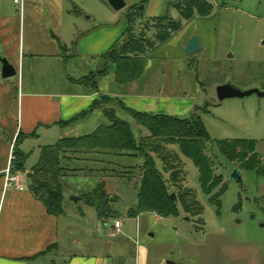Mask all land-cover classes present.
I'll list each match as a JSON object with an SVG mask.
<instances>
[{"label": "rangeland", "instance_id": "1", "mask_svg": "<svg viewBox=\"0 0 264 264\" xmlns=\"http://www.w3.org/2000/svg\"><path fill=\"white\" fill-rule=\"evenodd\" d=\"M2 1L10 14L19 15L23 2ZM73 1L77 3L81 19L91 18L94 21L100 17L114 28L120 26L126 12V9L115 12L106 3L108 13L102 12L99 16L101 6H104L100 1ZM126 1L127 9L137 2ZM155 1L160 2L159 15L168 12L175 19L179 17L177 10L168 4L175 0ZM207 1L214 7L210 17H196L184 23L182 30L170 41L145 56L146 71L138 85L137 95L157 100L168 99V104H171L167 105L169 111L180 118H190L192 115L201 117L209 138L205 153L213 160L215 174L222 177V185L227 186L220 200V208L212 204L210 198L217 200L221 187L206 195L200 185L198 168L181 155L180 162L174 160L172 155L169 158L170 163L182 171L179 178L181 189L169 182V193L178 198L179 210L177 217L169 218L155 213L129 217L130 210L137 205L136 185L141 181L143 161L139 155L125 158L88 154L81 150L67 152V161H64V165L73 171L63 180L65 193L81 198L83 194L92 193L100 181H105L108 192L118 200L114 206L118 217L109 220L107 229L100 221L93 220L95 210L92 207L83 200L77 203L78 211L87 212L84 218H78L79 222L83 221L80 223L83 230L78 240L94 242L100 235L109 242L126 243L120 254L109 251L125 259L128 264H264V98L253 95L221 102L217 96V88L227 83L243 91H264V0ZM193 37L198 38L202 49L196 54L187 55L184 46ZM29 41L27 38V43ZM52 51L48 45H37L34 53L39 56L25 59V75L21 63L16 77L5 80L1 75V80L6 82L19 78L22 87L23 82L27 85L34 78L36 85L33 90L43 91L44 87L38 85L37 77L30 75L34 65L55 63L50 56ZM2 56L5 57L0 49ZM71 61L70 67L85 73V68H92V65H84L90 61L88 57L83 61L79 57ZM144 81L148 83L143 85ZM107 84L110 91H115V83L109 84L107 81ZM111 107L114 106H107ZM162 113L169 114L166 108ZM120 117L130 122L138 140L149 136L146 129L126 115L120 113ZM104 123H107L106 119ZM88 131V128L84 131L71 129L64 132L62 137H76ZM0 135L5 144H10L9 130H0ZM229 141L255 142L259 167L243 169L239 162L225 158L219 144ZM33 143L29 142L26 149L33 151L36 147ZM172 149L178 152V148L168 147V150ZM247 160L252 162L254 154L250 152ZM157 166L162 170L161 162L158 161ZM236 170L242 184L232 178ZM170 174H164L167 180L171 179ZM185 192L196 195L204 210L193 205L194 198L190 195L183 197ZM187 203L192 204L193 208L189 210ZM116 220L123 223L120 234L113 229Z\"/></svg>", "mask_w": 264, "mask_h": 264}, {"label": "crops", "instance_id": "2", "mask_svg": "<svg viewBox=\"0 0 264 264\" xmlns=\"http://www.w3.org/2000/svg\"><path fill=\"white\" fill-rule=\"evenodd\" d=\"M98 1L104 5L99 16L102 12L108 13L106 2ZM22 2L19 15L13 16L0 0V49L5 56L0 59H7L18 72L22 63L25 75V59L28 56L38 57L34 53L35 47L43 44L52 48L50 56L55 63L34 65L31 71L30 77H37L38 85L44 87L43 91L33 90L36 85L34 78L27 83L28 86L23 82L22 87L19 78L3 82L0 63V130H9L11 141L5 144L0 135V264H126L125 259L109 251L120 254L126 243L109 242L100 235L94 242L78 240L83 230L80 226L83 221L79 222L78 218L86 216L87 212L78 211L76 204L69 200L72 194L65 193L64 214L52 216L30 192L27 176L38 162L41 150L65 138L62 137L64 132L88 128L90 131L82 134L86 135L106 124L103 113L96 111L75 125L60 126L89 111L101 96L119 99L126 107L138 112L156 114L166 108L169 115H176L169 111L167 105L171 104H168V99L137 95L145 68L140 79L121 84L117 82L115 64L114 67L110 64L108 75L98 77V92L77 83L91 73L100 74L105 70L104 56L128 29L127 8L122 23L114 28L100 17L94 21L91 18L81 19L77 3L73 0ZM158 8H161L160 2L150 0L145 9L146 18L160 16ZM27 38L30 39L28 43ZM77 57L82 61L88 57L90 61L84 65H92V68H85V73L70 67L71 60ZM107 81L115 83V91L109 90ZM147 83L142 82L143 85ZM20 132L28 137L21 142L20 150L29 158L24 173L10 174L18 176V183L8 187L6 177L10 157ZM50 140L54 143H47ZM29 142L36 144L33 151L26 149ZM95 219L99 221L96 211ZM108 226L104 225V228Z\"/></svg>", "mask_w": 264, "mask_h": 264}, {"label": "trees", "instance_id": "3", "mask_svg": "<svg viewBox=\"0 0 264 264\" xmlns=\"http://www.w3.org/2000/svg\"><path fill=\"white\" fill-rule=\"evenodd\" d=\"M149 1L140 0L127 9L128 29L104 56L105 70L100 74L91 73L81 78L77 81L79 85L98 92V77L108 75L110 64L116 66L118 83L137 81L144 74L145 56L149 52L170 41L182 30L184 23L191 22L196 17L208 18L214 10L213 5L207 0H175L169 3V7L177 10L179 14L177 19L171 17L168 12L149 19L145 16ZM108 105L114 107L107 108ZM96 111H102L107 120L106 124L100 125L90 134L65 137L55 145L44 147L38 162L27 176L30 192L44 205L48 214L52 216L64 214L66 195L63 180L69 177V173H73L72 169L64 165V161H67V152L81 150L88 154H109V156L125 158L139 155L142 158L141 181L136 185L137 205L130 210L129 217L138 218L144 213H155L162 218L179 215L178 198L176 200L171 198L169 182L181 189L179 178L182 171L170 163L171 155L176 161L180 162L183 156L194 163L199 170L202 191L206 195H211L221 187L217 200H214V197L210 198V202L220 208V200L227 186L222 185V177L215 174L213 160L205 153L209 138L200 116L180 118L164 113L138 112L126 107L119 99L101 96L94 101L89 111L71 122L61 123L60 126L75 125ZM120 113L146 129L149 136L138 140L130 122L122 119ZM27 138L21 132L16 138L13 146L15 159L11 165L12 174L26 171L29 156L20 150V145ZM249 145H251L250 150H248ZM256 145L255 142L245 141L219 144L225 158L231 162H239L243 169L252 170L260 165L255 153ZM168 147H176L178 152L174 149L168 150ZM250 152L254 154L252 162L247 160ZM158 161L162 163V170L157 166ZM165 173H171V179L167 180ZM187 194L194 198L193 205L199 207L201 211L204 210L196 195L185 192L183 197ZM81 198L96 211L98 220L103 225H108L110 219L118 217V211L114 208L118 200L108 192L105 181H100L92 193L83 194ZM191 206L192 204L187 206L189 210L193 208Z\"/></svg>", "mask_w": 264, "mask_h": 264}, {"label": "water", "instance_id": "4", "mask_svg": "<svg viewBox=\"0 0 264 264\" xmlns=\"http://www.w3.org/2000/svg\"><path fill=\"white\" fill-rule=\"evenodd\" d=\"M115 12L124 10L127 8L128 3L126 0H104ZM202 47L199 43V40L197 37H193L190 39V41L188 42L186 48H185V53L187 55H193L198 53L199 51H201ZM0 63L2 66L1 69V75L2 78L7 80V79H11L14 78L18 75V71L16 70V68L10 64L8 62L7 59L5 58H1L0 59ZM253 95H257L259 98H264V91L258 90V89H250L247 91H243L239 88H237L236 86L227 83V84H223L220 85L217 88V96L219 101H225L228 99H235V98H239V99H244L246 97H251ZM233 180H235L237 183L242 184V179L240 177V174L238 172V170H236L233 175H232ZM171 198L173 200H176L177 197L176 195H172ZM69 200L75 204L79 203L82 199L78 196H73L71 195L69 197ZM187 220L189 221V218H187ZM172 264V263H169Z\"/></svg>", "mask_w": 264, "mask_h": 264}, {"label": "built area", "instance_id": "5", "mask_svg": "<svg viewBox=\"0 0 264 264\" xmlns=\"http://www.w3.org/2000/svg\"><path fill=\"white\" fill-rule=\"evenodd\" d=\"M14 1H15L16 4L22 2V0H14ZM14 159H15V157H14V155L12 153V155L10 157V168L7 171V177H6V185L8 187L12 186V184H14V183H18V176H14V175L11 176L10 175V174H12L11 173V164L14 161ZM21 190H23V189H21ZM113 228L116 231V233L120 234L122 232V230H123V223L120 220H116V221H114Z\"/></svg>", "mask_w": 264, "mask_h": 264}]
</instances>
